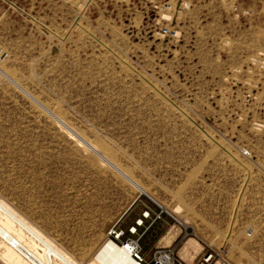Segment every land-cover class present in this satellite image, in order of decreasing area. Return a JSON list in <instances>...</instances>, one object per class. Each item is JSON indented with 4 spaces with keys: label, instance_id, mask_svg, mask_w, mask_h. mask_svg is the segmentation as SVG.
<instances>
[{
    "label": "rangeland",
    "instance_id": "obj_1",
    "mask_svg": "<svg viewBox=\"0 0 264 264\" xmlns=\"http://www.w3.org/2000/svg\"><path fill=\"white\" fill-rule=\"evenodd\" d=\"M9 1L0 2L9 54L0 63V195L90 257L137 200L151 212L147 227L159 205L186 223L176 243L192 237L202 248L180 252L188 262L216 250L234 264H264V164L235 146L264 154V137L250 130L256 108L239 99L238 70L264 51L258 5L245 0L254 13L237 18L195 2L171 42L151 31L142 0ZM41 104L146 190L85 151ZM173 225L166 213L151 224L147 260Z\"/></svg>",
    "mask_w": 264,
    "mask_h": 264
},
{
    "label": "built area",
    "instance_id": "obj_2",
    "mask_svg": "<svg viewBox=\"0 0 264 264\" xmlns=\"http://www.w3.org/2000/svg\"><path fill=\"white\" fill-rule=\"evenodd\" d=\"M94 1L78 0V6L79 8L84 7ZM251 1L258 5L259 13H264V0ZM0 2L11 4L9 0H0ZM142 2L144 4L142 12L144 17L151 22V31L163 37V40L168 39L171 42H177L181 39L183 30L179 22L186 12L194 6L195 2L218 6L220 11L234 15L237 18L241 15L247 16L254 13L251 9L244 7L245 0H142ZM8 55L7 51L0 46V63L5 62ZM238 72L245 78L241 82L243 90L240 94V102L245 107L256 108V112L252 111V116L249 120L250 130L264 137V51H259L255 55L250 56L247 63ZM235 146L243 156L251 159L256 164L258 163V156L248 146L243 143ZM159 206L161 210L156 214L151 224L163 219V214L166 213L173 218L174 224L181 228V233L184 231L187 233L188 227L184 221L166 208ZM150 216V210H145L142 213V217L136 220L135 225L128 229L129 233L137 235V237L128 238L122 242L123 246L127 247L140 264H234L224 252L216 250H206L199 257H195L191 262H188L181 255V247L176 243L181 233L170 245L156 247L151 259L147 260L141 240L151 224L143 233H139L138 227L143 226L144 219L150 218ZM124 234V230L117 229L114 226L108 236L118 242Z\"/></svg>",
    "mask_w": 264,
    "mask_h": 264
},
{
    "label": "bare ground",
    "instance_id": "obj_3",
    "mask_svg": "<svg viewBox=\"0 0 264 264\" xmlns=\"http://www.w3.org/2000/svg\"><path fill=\"white\" fill-rule=\"evenodd\" d=\"M7 76L14 84L18 85L17 81L11 76ZM41 105L48 113L54 116L60 128L64 129L69 136L75 138L74 140H78L77 142L81 144L78 143L79 146H82L85 151L94 152L100 157L102 162H107L108 165L119 171L140 191L146 190L137 184L123 169L119 168L115 162L111 161L108 155L97 145L87 140L88 138L85 139L78 134L79 132L77 133L76 129L69 125L61 115L55 114L45 105ZM179 210L180 207L175 209L176 212H179ZM29 216L0 195V264H140L127 247L108 236L116 224L107 233L106 238L108 240L90 257V255L88 256L89 253L86 252L88 248H86L85 244L78 240L69 241L64 238H58L57 235L53 234L54 232H49L36 219H31ZM173 226L174 228L172 227L162 238V244L169 245L181 233L179 226ZM189 238L188 240L186 239L187 241L181 248L187 254H191L201 247L195 238Z\"/></svg>",
    "mask_w": 264,
    "mask_h": 264
},
{
    "label": "crops",
    "instance_id": "obj_4",
    "mask_svg": "<svg viewBox=\"0 0 264 264\" xmlns=\"http://www.w3.org/2000/svg\"><path fill=\"white\" fill-rule=\"evenodd\" d=\"M258 160H260L261 161V163H263L264 164V154H261L260 155V157L258 156ZM257 167V166H256ZM257 170H258V167L256 168ZM256 170V171H257ZM263 176V175H262ZM261 177V176H260ZM162 206V205H161ZM137 207H138V205H137V200H135L134 201V203L129 207V209L128 210H126V212H124L123 213V215L121 216V218L117 221V224H116V226H118V227H116L117 229H120V230H124L125 231V234L122 236L125 240L126 239H128V238H136L137 237V235H133V234H131V233H129V227H131V226H133V225H135V223H136V220L137 219H139V218H141L142 217V212L144 211V210H141V209H137ZM163 208H165L164 206H162ZM145 222L146 223H149V220H145ZM173 228H174V226H172ZM172 227L171 228H169L168 230H166L165 232H163V233H161L160 235H158V240H157V242H156V246H158V244H162V238H164V236H165V234L170 230V229H172ZM146 228H147V226H145V225H143V226H139L138 227V231H139V233H143V232H145V230H146ZM150 231V230H149ZM148 230L145 232V234H144V236H143V238L148 234V232H149ZM180 235V233L178 234V236ZM177 236V237H178ZM176 237V238H177ZM142 238V239H143ZM175 238V239H176ZM174 239V240H175ZM190 239V238H189ZM173 240V241H174ZM188 240V239H187ZM187 240H185V242L187 241ZM172 241V242H173ZM171 242V243H172ZM184 242V243H185ZM170 243V244H171ZM183 243V244H184ZM183 246V245H182ZM182 248V247H181ZM202 249V248H201ZM201 249H199V250H201ZM180 252H183L182 251V249L180 250ZM184 254H187V253H185V252H183ZM146 254V253H145ZM148 255L146 254V257H147ZM187 256H190V254H187Z\"/></svg>",
    "mask_w": 264,
    "mask_h": 264
}]
</instances>
